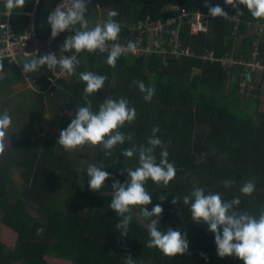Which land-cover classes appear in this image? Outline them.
I'll use <instances>...</instances> for the list:
<instances>
[{"label": "trees", "instance_id": "16d2710c", "mask_svg": "<svg viewBox=\"0 0 264 264\" xmlns=\"http://www.w3.org/2000/svg\"><path fill=\"white\" fill-rule=\"evenodd\" d=\"M59 2H38L33 28L42 41L50 35L46 17ZM34 3L35 0H25L22 9L14 10L11 24L17 37L28 31ZM196 4L207 12L209 6L219 4L236 13L240 22L235 35L234 23L212 16L207 33L193 35L186 24L180 30L182 46L190 47L193 56L119 57L115 66H109L105 54L81 51L74 73L58 79L57 88L50 87L49 78L59 69L42 68L28 73L40 108L37 125L31 116L29 129L33 131L38 126L40 135L32 138L34 144L29 136H16L10 153L0 156V264H126L129 255L134 264H243L235 256L216 255L213 234L206 224L191 220L182 197L191 191L195 181L206 191L221 192L223 198L239 196L237 207L242 210L258 215L264 208V88L258 84L245 94L237 85L240 66L232 68L227 76L218 62L203 58L206 51H212L217 58L228 54L236 60L248 61L252 50L257 48L264 60V29L254 27L258 22L264 24V18H254L245 5L233 8L225 0H101L87 4L86 16L89 21L92 19L90 26L96 23L100 8L104 19L110 10L116 9L118 15L112 19L121 24H134L148 17L151 21H164L178 12L167 10L169 6L193 10ZM67 35L68 31L61 32L46 50L37 53L59 52V45ZM29 58L20 57V66ZM0 64L4 66L0 70L11 72L0 78L1 98L9 94L14 84L27 81L14 62L0 59ZM86 70L107 77L104 86L88 97L94 109L107 97H125L135 107L136 116L119 129L126 136L130 134L132 140L114 146L111 155L105 157L100 145L79 146L94 149L95 163L102 160L112 178L123 181L126 174L118 175V170L136 167L138 158L123 157L122 149L146 144L151 129L158 126L156 135L167 147L168 160L174 163L176 175L167 185L149 178L145 188L152 193L149 205H163L161 230L179 227L187 232L190 244L186 253L166 256L155 247H147V226L133 217L129 232L121 236L115 228L119 217L108 207L114 195L112 178L98 191L89 189L87 168H75L69 158L57 153L60 130L67 126L77 105L84 103V82L79 80L78 73ZM141 80L154 88L148 101L134 83ZM43 101L58 113L47 131L39 127L45 109ZM159 151L158 146L157 159ZM13 168H22L27 181L22 197L15 201L9 191ZM225 179L233 183L224 187ZM248 180L256 185L251 195L239 191ZM67 189H72L73 201L63 209L61 196ZM173 196L177 197L175 205ZM82 205L88 206L85 214H81ZM29 208L40 216H32Z\"/></svg>", "mask_w": 264, "mask_h": 264}, {"label": "clouds", "instance_id": "9594fccd", "mask_svg": "<svg viewBox=\"0 0 264 264\" xmlns=\"http://www.w3.org/2000/svg\"><path fill=\"white\" fill-rule=\"evenodd\" d=\"M2 3L7 15L13 10L22 9L25 0H2ZM225 3L231 4L233 8L243 4L252 17L264 18V0H225ZM87 11V0H60V3L48 13L46 22L53 38L65 31L70 35H67L59 45V52L51 50L45 53L34 52L35 54L22 64L23 72H39L42 68H47L59 69L61 73L71 75L80 63L78 54L81 51L107 52L105 63L109 66H115L122 53L135 51L136 45L133 41H128L126 45L112 43L111 47H108V42L117 41L120 33V24L112 19L118 15L116 9L110 10L107 19L102 23L98 22L91 26L86 16ZM208 13L213 17L227 16L219 4L209 6ZM0 28L5 29V25L0 23ZM68 52L71 54L65 55ZM3 67V64H0V69ZM78 78L84 82V103L77 105L67 126L60 130L57 141L65 150L85 143L100 145L105 150L103 155L107 157L111 155L114 146L123 144L126 139L132 140L130 134L126 136L119 129L125 122L135 119L136 109L130 106L125 97L117 99L107 97L94 109L88 97L104 86L106 75L86 70L79 72ZM134 83L144 93V100H150L154 88L146 86L142 80ZM11 124L12 117L9 112L0 111V138L6 136ZM151 132L146 144L141 143L139 146L132 144L131 147L122 149L123 157L132 158L135 155L138 158L136 167L118 170V175L126 174L125 180L112 178L113 174L106 170L103 161L97 160L86 169L87 184L89 189L98 191L105 185L106 180L112 178L111 188L114 195L108 207L119 217L115 228L119 230L121 236L129 232L132 206L138 205L141 206L140 215L147 221L149 237L146 241L147 247H155L166 256L184 254L189 250L190 244L187 232L179 227L161 230L160 216L164 211L163 205L155 203L150 209L147 207L152 203V193L146 190V181L150 178L154 183L162 182L167 185L176 175L174 163L168 160L167 147L156 135L159 127H153ZM158 146L159 159L155 154ZM232 183L233 181L229 179L223 181L224 187ZM255 187V182L248 180L241 184L239 191L251 195ZM182 201L183 205L188 206L191 220L198 224L201 222L206 224L208 231L213 234L218 257L235 256L242 260L243 264H264V208L258 215L242 210L237 207L240 204L239 196L223 198L221 192L206 191L195 181L191 191L183 195ZM172 203L174 205L177 203V197L173 196ZM201 255L205 256L203 253ZM125 260L126 264H134L130 255Z\"/></svg>", "mask_w": 264, "mask_h": 264}, {"label": "built area", "instance_id": "2783aa9c", "mask_svg": "<svg viewBox=\"0 0 264 264\" xmlns=\"http://www.w3.org/2000/svg\"><path fill=\"white\" fill-rule=\"evenodd\" d=\"M196 5L197 7L193 10H182L178 6H169L167 10H177L178 12L175 16L168 17L164 21H151L149 17L146 20L138 21L134 24H121L117 21L120 24L121 31L118 34L117 41L108 42V47L110 48L112 43L126 45L128 41H133L136 45V49L135 51L122 53L120 57L125 58L151 56L165 58L168 55H173L177 58L193 56L190 47L182 46L180 41V30L182 26L186 24L189 26V31L193 35L207 33L208 21L212 17L207 11H204L199 4ZM223 10L227 13V16L217 17L234 23L235 26L232 34L235 35L236 25L240 22V19L236 13L224 8ZM13 12L6 15L3 6L0 7V23L5 25V29L0 28V59H9L11 62H14L19 66L27 83L31 86L32 82L28 80V73L23 72V68L19 63V58L31 57L35 54L34 52L37 53L38 50L32 49L30 34L28 31L22 37H17L14 33L11 24ZM102 12L103 9L100 8L99 13L96 16V23H102L105 20L101 16ZM247 25L250 24L247 23ZM254 27L263 31L264 24L258 22ZM93 53L107 55V52L101 53L98 50ZM203 58L210 62H218L225 70L227 76H230L232 68L240 66L241 68L238 74L237 85L240 91L245 94H249L257 88L258 84L264 88V60L260 58V52L257 48L252 50L248 61L236 60L228 54H224L217 58L212 51H206ZM66 76V73L54 71L52 77L49 78L50 87L57 88V80L66 78ZM39 92L45 93V91Z\"/></svg>", "mask_w": 264, "mask_h": 264}, {"label": "rangeland", "instance_id": "374dc122", "mask_svg": "<svg viewBox=\"0 0 264 264\" xmlns=\"http://www.w3.org/2000/svg\"><path fill=\"white\" fill-rule=\"evenodd\" d=\"M90 23L92 22V19L89 21ZM24 87V88H23ZM22 89V90H21ZM21 90V91H20ZM18 91L20 92L19 95H11L10 93L9 96L1 97L4 98L3 101L0 103L3 104L0 106H4V109L1 108L0 111L7 110L9 111L6 107L10 102H20V107L21 110L24 114L25 119L29 120L30 122L32 121L31 116L34 118L35 117V124L37 125L38 122V114L40 113V108L38 107V100L34 92L28 85H22L18 88ZM17 116L20 117L19 113H17L15 120L17 119ZM49 116H45L44 122L41 124L42 126L46 125V122L48 120ZM36 135H40V131L38 126L33 131H30L26 136H29L31 138V143L34 144L33 139ZM22 137V136H19ZM12 140L13 136H5L3 138H0V156L4 155L5 152L11 150L12 147ZM31 144V146H33ZM57 153L61 154L62 156L69 158L72 161V166L78 169H83L87 168L90 164H94L95 161L93 160L95 156V150L90 148H83L80 146H77L72 149H67L65 150L60 144L57 147ZM12 185L9 187V191L11 193L13 201L19 199L22 197V194L24 193V190L27 186V181L25 178H23V172L24 170L21 168H15L12 171ZM61 201L64 203L61 207L63 209H67L69 204L73 201V191L72 189H67L65 193L61 196ZM152 205H147V207L150 209ZM141 207V206H140ZM140 207H135L132 206V211H131V216L135 221L139 222L140 224H144L147 226V221L142 218V216L139 213V208ZM82 213L85 214L86 210H88V206L82 205ZM28 212L32 216H40L36 212V210H33L32 208L28 209Z\"/></svg>", "mask_w": 264, "mask_h": 264}, {"label": "crops", "instance_id": "0c3cea01", "mask_svg": "<svg viewBox=\"0 0 264 264\" xmlns=\"http://www.w3.org/2000/svg\"><path fill=\"white\" fill-rule=\"evenodd\" d=\"M1 6H3V4H1ZM20 60L21 59L19 58V62H20ZM10 73L11 72L8 69H6V70H0V78H3V77L7 76ZM26 84L32 90L35 89L32 86V84L30 86L27 82H25L23 84L22 83H18V84H14L11 87V90L9 89L10 92H9V94L7 96H9L10 93H12L11 95H19L20 92L18 91V88L20 86L26 85ZM3 100H4V98H0V102L3 101ZM1 105H3V104H1ZM43 106L45 107V109H44V112H42L43 113L42 114V120H41V122H39V127L42 128L44 131H47V130H49L51 124L54 122L53 121L54 120L53 118H55L58 115V113L54 112L53 111V108H51V107L49 108V106L47 105V102L46 101H43ZM1 108L4 109V106H0V109ZM7 108H9L8 109L9 110L8 112H9L10 116L12 117V124H11L10 128L8 129V132H7L6 136H8V137L9 136H13V140H12V145H13V142H14V139H15L16 136H26L30 132V129H29L30 128V121L27 120V119H25L23 112L20 111L21 110V107H20V102L19 101H17V102H12L11 101L10 104L7 105L6 109ZM17 113H19L20 117L17 116V119L15 120ZM45 116H49V118H48V120L46 122V125L45 126H42L41 124L44 122ZM9 153H10V150L7 151V152H5V154H9ZM13 169H15V168H13Z\"/></svg>", "mask_w": 264, "mask_h": 264}, {"label": "water", "instance_id": "95a60500", "mask_svg": "<svg viewBox=\"0 0 264 264\" xmlns=\"http://www.w3.org/2000/svg\"><path fill=\"white\" fill-rule=\"evenodd\" d=\"M100 1L101 0H88L87 4H93V3L100 2ZM38 2H39V0H35L34 6H33V10H32V14H31L30 23H29L28 32L30 34V41H31V44H32V49L33 50H38V51H43V50H46L50 46V44L52 43L54 38L50 34L49 37L46 40L42 41L39 38H37L36 35L34 34V28H33V23L34 22L33 21H34L35 12H36V9H37Z\"/></svg>", "mask_w": 264, "mask_h": 264}]
</instances>
